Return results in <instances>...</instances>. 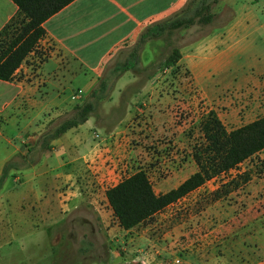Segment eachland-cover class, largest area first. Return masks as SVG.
<instances>
[{"label":"crops","instance_id":"crops-1","mask_svg":"<svg viewBox=\"0 0 264 264\" xmlns=\"http://www.w3.org/2000/svg\"><path fill=\"white\" fill-rule=\"evenodd\" d=\"M187 2L75 0L42 24L43 38L21 63L13 79L0 81V141L5 144L0 148V177L5 165L13 163L0 190V253L5 252L0 254V264H55L58 261L56 246L64 229L49 228L64 224L69 217L112 215L105 193L119 183L117 179L123 163H127L136 115L124 113L110 123L109 111L117 106L122 90L134 84L135 78L150 73V67L142 66L144 51L152 43L166 42L175 33L180 35L191 29L171 34L160 30V26ZM214 6L217 12H225L224 17L212 12V22L198 28L200 34L205 33L203 29L212 27L211 32L196 43L186 41L184 50H179L182 60L187 59L186 66L198 75L196 84L205 88L202 80H211L214 73L232 66L242 57L252 59L249 67L264 70V50L254 44V39L264 34V0H219ZM17 12L12 1L0 0V31ZM132 58L137 59L138 70L116 76L115 67ZM100 80L106 81L109 90L107 98L110 99L102 101L107 111L101 115V102L86 122L51 142L48 150L41 149L39 137L70 116L78 105L71 99L72 91L81 90L86 100ZM155 88L157 85L146 83L141 92L153 95ZM163 100L147 98L149 104L154 103L152 108L158 107L153 117L163 116V111L160 112V107L166 108ZM19 118L23 120L20 131L6 132ZM24 144L34 145L41 156L25 158L29 149L25 150ZM19 160H27V164L21 166ZM188 166L190 170L196 168L193 163ZM194 173L190 172L179 185ZM165 193L155 192L157 195ZM187 196L153 216L159 219L155 229L139 228L140 224L128 231L106 229L107 234L114 244L124 242L126 250L150 246L160 261L149 259L148 264H172L174 261L180 264H241L244 259L239 249L232 252L228 248L218 255L213 248L221 240L239 244L241 235L246 234L243 229H255L258 239L254 242L258 250L264 251V208L252 211L247 205L240 214H235L233 221H224L218 227L213 216L229 213L230 217L234 208L230 204L221 207L216 202L200 213L202 217L205 214L210 217L207 226L202 227L192 221L197 222V215L188 220L183 214L179 221L178 217L172 219L171 208L180 207ZM189 206L185 203L181 210ZM246 214L252 218L249 219L252 225L241 221ZM235 220L237 225H234ZM116 234L117 240H114L112 236ZM44 242L48 245L42 250L46 254H34ZM109 254L114 259L118 257L111 250ZM257 258L254 264H264V255L259 254Z\"/></svg>","mask_w":264,"mask_h":264},{"label":"rangeland","instance_id":"rangeland-1","mask_svg":"<svg viewBox=\"0 0 264 264\" xmlns=\"http://www.w3.org/2000/svg\"><path fill=\"white\" fill-rule=\"evenodd\" d=\"M212 12L218 17L225 15L223 10L217 12V6H213ZM198 28L201 26L194 25L190 30L181 32L180 35L175 33L166 42L152 43L141 58L142 66L150 67V73L135 78L134 84L122 90L117 106L112 107L109 111L111 117L108 121L110 123L121 118L124 113L130 112L132 115H136L132 126L134 136L129 142L131 152L127 163H123L124 168L117 179L119 182L137 171H143L156 193H167L179 185L190 172L197 171L193 153L204 145L202 123L209 113L215 114L227 131L242 127L264 116V70L259 71L255 67H249L251 58L242 57L232 66L214 73L211 80H202V84L207 86L206 88L196 84L198 75L192 73L186 66L187 59L182 60V55L173 66L169 68L160 66L171 53L172 48L184 50L186 41L194 40L191 42H195L211 32L212 27L208 30H205L207 28L203 29L205 31L203 34H200ZM180 37L185 38L181 39ZM189 37L190 39H188ZM254 44L263 51L264 34L258 35L254 39ZM146 83L157 85L153 95L142 94L141 88ZM72 92L71 99L74 104L84 101L81 90ZM148 97L152 101L164 99L162 103H166V108L160 107L163 116L153 117L158 107L152 108L154 103L149 104ZM108 99L110 98L105 101ZM103 102L99 109L101 115L108 109L107 106H103ZM102 107L103 110H101ZM18 120L17 124L9 126L6 132L20 131L23 120L22 118ZM3 147L5 144L0 141V148ZM23 148L27 151L29 149V153H26L25 156L28 159L33 157L38 159L42 154L34 145L31 147L29 144H24ZM26 161L19 160L18 162L24 166L27 164ZM190 163L194 164L195 170H190L188 166ZM248 178L250 180L244 182ZM216 202H219L221 207L230 204L234 208L231 210L230 217L229 213L226 216H213L215 225L218 227H221L224 221H233L235 214H240L247 205L252 208V211L258 207L264 208V151L234 170L206 181L202 187L189 194L180 207L176 209L173 206L171 208L173 210L172 219L178 217L176 220L179 221L181 214L187 220L190 219V216L196 217L197 215V222L192 220L193 223L206 227L208 224L206 221L210 217L207 214L202 217L200 213ZM185 203L190 206L181 210ZM249 219L252 218L246 214L241 221L247 223L246 225H252ZM158 220L157 217H153L139 228L152 227L151 229H155L154 226ZM85 221L87 223H84ZM175 223L176 221L170 224L171 228ZM189 225L192 227L191 223ZM234 225H237L236 220ZM49 229H64L56 246L55 255H58V261L55 264H148L146 261L149 259H154L157 263L160 261L159 255H154L155 252L150 246H140L137 248L138 251H131L130 249L126 250L124 242L114 244L106 229L118 230L120 228L113 215L107 213L102 218L92 215L69 217L64 224ZM204 231L206 230L204 229L202 233H205ZM243 232L246 234L241 235L239 244L234 241L224 242L221 240L215 243L213 251L221 255L228 248L232 252L239 249L244 259L241 264H254L258 259L257 256L264 255V251L258 250V245L254 242L258 239L255 229H243ZM117 235L112 236L114 240H117ZM47 248L48 245L44 242V245L39 248V252H34V254L45 255L46 252L42 250ZM109 250L117 254L118 257L114 259L115 257L109 256ZM229 254L227 252V255ZM37 264L49 263L39 262ZM172 264L180 263L174 261Z\"/></svg>","mask_w":264,"mask_h":264},{"label":"trees","instance_id":"trees-1","mask_svg":"<svg viewBox=\"0 0 264 264\" xmlns=\"http://www.w3.org/2000/svg\"><path fill=\"white\" fill-rule=\"evenodd\" d=\"M16 5V16L0 31V81L8 82L25 58L34 51L45 31L42 24L75 0H10ZM219 0H188L186 5L160 26L171 34L194 25L207 26L212 22L213 6ZM141 44V43H140ZM180 52L172 48L161 63L162 68L173 66ZM128 70H138L137 59L132 58L115 67L119 76ZM109 95L105 80L73 108L70 116L57 126L46 130L38 140L40 148L48 150L51 142L68 130L86 122L95 114L100 103ZM204 145L193 153L197 172L177 188L165 194H155L152 184L143 171H137L107 189L105 196L118 227L128 231L149 221L155 214L202 187L206 181L228 173L264 151V116L237 129L227 131L218 117L209 113L202 123ZM13 163L5 165L0 177V190L12 170ZM245 179L244 182L249 181Z\"/></svg>","mask_w":264,"mask_h":264}]
</instances>
